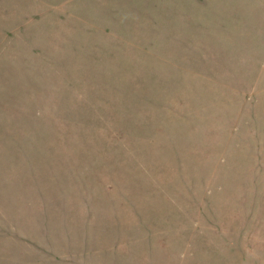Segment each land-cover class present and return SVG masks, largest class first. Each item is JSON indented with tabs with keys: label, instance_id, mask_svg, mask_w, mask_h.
<instances>
[{
	"label": "rangeland",
	"instance_id": "rangeland-1",
	"mask_svg": "<svg viewBox=\"0 0 264 264\" xmlns=\"http://www.w3.org/2000/svg\"><path fill=\"white\" fill-rule=\"evenodd\" d=\"M263 249L264 0H0V264Z\"/></svg>",
	"mask_w": 264,
	"mask_h": 264
},
{
	"label": "crops",
	"instance_id": "crops-1",
	"mask_svg": "<svg viewBox=\"0 0 264 264\" xmlns=\"http://www.w3.org/2000/svg\"><path fill=\"white\" fill-rule=\"evenodd\" d=\"M247 250L256 251L257 249H249V248H248ZM263 251H264V249H263Z\"/></svg>",
	"mask_w": 264,
	"mask_h": 264
}]
</instances>
